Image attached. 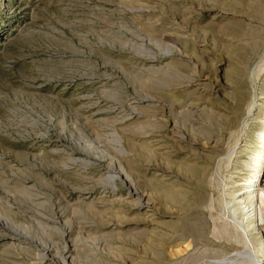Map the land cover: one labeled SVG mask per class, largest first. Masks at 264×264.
Listing matches in <instances>:
<instances>
[{
  "label": "rangeland",
  "instance_id": "1",
  "mask_svg": "<svg viewBox=\"0 0 264 264\" xmlns=\"http://www.w3.org/2000/svg\"><path fill=\"white\" fill-rule=\"evenodd\" d=\"M251 179L264 0H0V264H264Z\"/></svg>",
  "mask_w": 264,
  "mask_h": 264
},
{
  "label": "bare ground",
  "instance_id": "2",
  "mask_svg": "<svg viewBox=\"0 0 264 264\" xmlns=\"http://www.w3.org/2000/svg\"><path fill=\"white\" fill-rule=\"evenodd\" d=\"M253 180L251 179L249 185L243 187V190L240 194H243L244 197L240 198V204H245L243 207L246 210L244 214L247 221V225L251 228H257L259 232L263 231V226L260 222H257V218L263 220L264 218V193L260 192L261 190L258 189V184L251 183ZM252 184V185H251ZM243 208V209H244ZM244 210V211H245ZM256 218V220H254ZM256 221V225L254 226L253 222ZM247 231H249L247 227Z\"/></svg>",
  "mask_w": 264,
  "mask_h": 264
}]
</instances>
